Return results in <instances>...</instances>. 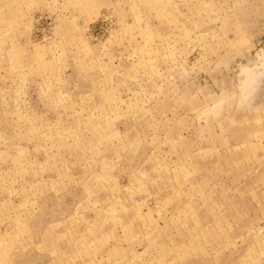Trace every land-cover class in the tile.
I'll return each instance as SVG.
<instances>
[{
	"label": "rangeland",
	"instance_id": "rangeland-1",
	"mask_svg": "<svg viewBox=\"0 0 264 264\" xmlns=\"http://www.w3.org/2000/svg\"><path fill=\"white\" fill-rule=\"evenodd\" d=\"M0 264H264V0H0Z\"/></svg>",
	"mask_w": 264,
	"mask_h": 264
}]
</instances>
